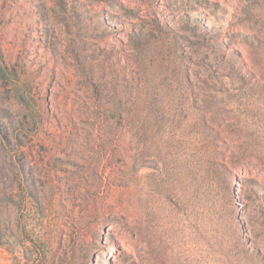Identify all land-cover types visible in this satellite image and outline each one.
I'll use <instances>...</instances> for the list:
<instances>
[{
	"label": "rangeland",
	"instance_id": "1",
	"mask_svg": "<svg viewBox=\"0 0 264 264\" xmlns=\"http://www.w3.org/2000/svg\"><path fill=\"white\" fill-rule=\"evenodd\" d=\"M0 264H264V0H0Z\"/></svg>",
	"mask_w": 264,
	"mask_h": 264
},
{
	"label": "bare ground",
	"instance_id": "2",
	"mask_svg": "<svg viewBox=\"0 0 264 264\" xmlns=\"http://www.w3.org/2000/svg\"><path fill=\"white\" fill-rule=\"evenodd\" d=\"M107 142L108 144L105 147L100 148L99 152L101 153L105 150H110L113 153V161L117 166L124 167L127 165L128 162H126L120 155V145L118 144L117 135H110ZM73 186L78 187L76 183H73ZM90 192L91 191H87L85 195L96 208L95 211H91V213H93L97 219H101L106 214L109 202L103 200V198H99V194H90Z\"/></svg>",
	"mask_w": 264,
	"mask_h": 264
}]
</instances>
